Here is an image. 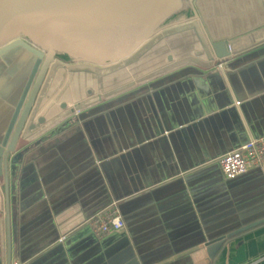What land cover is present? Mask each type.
Returning <instances> with one entry per match:
<instances>
[{"label": "crops", "instance_id": "crops-1", "mask_svg": "<svg viewBox=\"0 0 264 264\" xmlns=\"http://www.w3.org/2000/svg\"><path fill=\"white\" fill-rule=\"evenodd\" d=\"M206 1L219 28L252 19L251 0ZM173 54L166 72L123 87L103 113L35 141L10 165L8 184L0 179V264H264V224L212 260L206 250L210 236L264 217V169L229 180L219 165L264 136V54L219 71L225 83L216 64ZM165 57L148 69H163ZM2 69L0 145L26 87ZM114 203L125 228L96 234L92 217Z\"/></svg>", "mask_w": 264, "mask_h": 264}, {"label": "water", "instance_id": "water-1", "mask_svg": "<svg viewBox=\"0 0 264 264\" xmlns=\"http://www.w3.org/2000/svg\"><path fill=\"white\" fill-rule=\"evenodd\" d=\"M206 2L0 0V58L20 49L35 58L13 131L0 145V179L8 184L10 165L35 141L103 113L107 104L101 103L118 97L123 87L168 69L174 51L185 52L182 61L211 67L226 61V70L245 53L264 54V0L250 1L252 19L244 25L234 22L220 28ZM164 55L163 69L159 65L150 71ZM214 74L225 83L219 71ZM262 224L264 217L210 236L209 259L231 238ZM8 254L11 258L10 245Z\"/></svg>", "mask_w": 264, "mask_h": 264}, {"label": "built area", "instance_id": "built-area-1", "mask_svg": "<svg viewBox=\"0 0 264 264\" xmlns=\"http://www.w3.org/2000/svg\"><path fill=\"white\" fill-rule=\"evenodd\" d=\"M226 63V61L216 63L217 70L224 77H226ZM236 105H240V102L236 101ZM219 165L223 175L229 180L244 175L250 169H264V136L250 137L239 148L223 154L219 158ZM90 223L98 235L119 232L125 228L124 219L115 203L107 210L93 216Z\"/></svg>", "mask_w": 264, "mask_h": 264}, {"label": "rangeland", "instance_id": "rangeland-1", "mask_svg": "<svg viewBox=\"0 0 264 264\" xmlns=\"http://www.w3.org/2000/svg\"><path fill=\"white\" fill-rule=\"evenodd\" d=\"M35 58L30 55L24 49H20L19 52L15 53L12 57H2L0 58V66H4L7 69H2V77L10 78L9 83H21L27 82L31 79L29 69L31 65H34ZM29 69V70H28ZM34 78V77H33Z\"/></svg>", "mask_w": 264, "mask_h": 264}]
</instances>
